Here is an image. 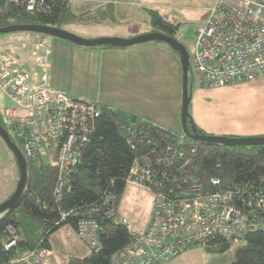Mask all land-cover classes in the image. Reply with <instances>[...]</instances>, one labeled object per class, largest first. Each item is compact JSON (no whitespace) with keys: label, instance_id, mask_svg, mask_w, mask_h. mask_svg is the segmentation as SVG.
<instances>
[{"label":"built area","instance_id":"obj_1","mask_svg":"<svg viewBox=\"0 0 264 264\" xmlns=\"http://www.w3.org/2000/svg\"><path fill=\"white\" fill-rule=\"evenodd\" d=\"M4 1L6 6L25 7L29 14L46 6V0ZM50 54L40 34L0 43V92L16 107L5 108L1 118L20 140L26 161L34 164L46 157L57 163L53 195L59 201L70 189L80 147L89 141L101 108L100 103L72 98L50 85ZM191 64L197 85L204 88L263 78L264 1L216 0L195 34ZM173 137L176 143H154L128 170L127 183L150 192L153 207L144 228L123 221L129 241L111 256L113 264H167L190 248L205 249L219 240L238 243L245 234L264 229V190L252 194L219 177H210L207 184L189 179L186 168L196 149L184 142L183 133ZM168 178L178 184L170 188ZM104 203L109 218L115 195H105ZM81 220L75 227L77 238L99 251V222L91 217ZM14 245V238L4 244L0 264H49L52 252L46 249L5 254Z\"/></svg>","mask_w":264,"mask_h":264},{"label":"trees","instance_id":"obj_2","mask_svg":"<svg viewBox=\"0 0 264 264\" xmlns=\"http://www.w3.org/2000/svg\"><path fill=\"white\" fill-rule=\"evenodd\" d=\"M149 16L154 29L174 37L178 23L169 21L156 11L150 10ZM115 20L112 5L74 13L68 0H46L44 11L29 14L23 6H6L5 1L0 0V28L11 25L64 28L72 24H108ZM102 47L121 48L112 45ZM99 105L101 113L95 119L89 141L80 147V161L69 177L70 189L59 201L53 195L59 178L55 164L37 165L27 161V183L22 195L10 210L0 215V251L13 238L15 245L5 254H22L38 248L47 250L48 237L52 232L64 224L75 229L77 222L86 217L95 218L102 228L100 249L84 258L70 257L68 264H111V256L128 243L126 227L117 215L118 202L127 185L128 170L135 158L150 152L154 143L164 145L177 141L174 133L157 127L149 120ZM0 124L22 150L20 140L10 133L12 127L1 116ZM184 142L196 149L193 162L186 168L189 179L207 184L210 177H219L252 194L264 190V145L245 147L197 143L188 137ZM17 173L19 176L18 170ZM167 183L170 188L178 184L174 178H168ZM109 193L115 195V203L114 215L107 218L104 197ZM9 229L14 231L13 235ZM229 247L230 244L219 240L204 250L222 253ZM231 264H264V230L249 232L242 238V244L236 245Z\"/></svg>","mask_w":264,"mask_h":264},{"label":"crops","instance_id":"obj_3","mask_svg":"<svg viewBox=\"0 0 264 264\" xmlns=\"http://www.w3.org/2000/svg\"><path fill=\"white\" fill-rule=\"evenodd\" d=\"M68 1L74 13L90 11L102 5L113 6L116 20L112 23L66 26L71 29L68 31L91 40L102 37L131 38L149 32H163L151 26L150 10L177 23L180 12L193 8L198 7L208 14L216 0ZM30 36L32 35L29 33H23L19 37L10 36L0 43L21 41ZM45 42L51 50L49 80L54 89L61 90L72 98L94 101L149 120L168 132L183 133L181 61L180 56L166 43L153 41L107 48L81 46L55 37L45 38ZM258 80L250 84L253 85L260 81ZM244 84L236 85L241 88L236 94L249 90L246 87L251 85ZM230 87L235 86L203 89L192 97L191 111L188 114L195 128L212 136H263V114L251 116L237 113L238 119H230L228 111L233 107L228 105L237 101L231 95L232 90L236 89H229ZM205 96L212 97V102L200 105L198 97L204 101Z\"/></svg>","mask_w":264,"mask_h":264},{"label":"rangeland","instance_id":"obj_4","mask_svg":"<svg viewBox=\"0 0 264 264\" xmlns=\"http://www.w3.org/2000/svg\"><path fill=\"white\" fill-rule=\"evenodd\" d=\"M178 16L177 23L179 24V27L174 35V38L183 45L189 55L187 91L189 98L188 111L190 112L192 97L195 95L197 96V92L200 90H211L210 88H204L197 85L191 64V54L193 50L195 34L197 30L204 25L208 14L203 9L197 7L180 12ZM68 32L73 33L71 31ZM29 34L32 35L34 33ZM73 34L80 37L76 33ZM21 35H23V32L0 34V42L6 40L7 37H19ZM41 36L47 39L52 38V36L48 35ZM80 38L85 39L83 37ZM259 80V82H256L253 85L250 83L244 84L251 86L246 87L249 90H245L239 95L236 93L241 90L240 87L235 86L229 88L236 89L232 90L231 95L235 96L236 98L234 99L237 100L234 101L235 103L229 105L227 103L223 105V107H226L227 105L230 108L233 107L232 110L228 111V116L230 119L234 118L232 119L233 121H235L236 118L238 119L239 115H236L237 113H244L251 116L261 114L264 115V78ZM211 100L212 97L208 96H205L204 101L206 102H204L201 97H198L197 99L200 105L210 104L212 102ZM5 108L11 109L16 107L3 93L0 92V116H3V111ZM221 115H223V113ZM263 120L264 119H262V121ZM10 133L12 136H14L11 129ZM43 161L48 162L50 160L44 157ZM17 170L18 168L15 161L13 160L11 152L0 139V204L10 197L11 193H13L15 190L18 180ZM117 210L119 220L124 219L128 224L135 228H144L151 217L152 195L150 192L145 191L144 189L127 185L120 196ZM48 243L49 248L47 250L52 252L49 264H68V259L70 257L84 258L91 253L88 246L77 238L75 229H73L69 224H64L56 231L52 232L48 237ZM240 244H242V242L231 244L230 247L224 250L222 253H212L201 248L191 249L171 260L167 264H231L234 260V250L236 245Z\"/></svg>","mask_w":264,"mask_h":264},{"label":"water","instance_id":"obj_5","mask_svg":"<svg viewBox=\"0 0 264 264\" xmlns=\"http://www.w3.org/2000/svg\"><path fill=\"white\" fill-rule=\"evenodd\" d=\"M14 32L37 33L41 35H48L55 38L71 41L75 44L95 47V46H119L128 47L136 44L146 42H164L169 45L173 50L179 53L181 67H182V106H181V125L183 134L196 142H205L212 144H222L228 146H262L264 145V135L254 137H232V136H212L202 135L197 132L188 114V91H187V72L189 67V55L182 44L172 36L163 32H149L131 38L119 37H102L98 39L85 40L73 33L68 32L63 28H57L47 25H11L8 27L0 28V34H10ZM188 121L190 123H188ZM0 139L9 149L13 155L19 176L16 183L15 190L5 201L0 204V214L10 210L20 199L22 192L27 183V162L21 150L12 141L9 133L0 124Z\"/></svg>","mask_w":264,"mask_h":264},{"label":"bare ground","instance_id":"obj_6","mask_svg":"<svg viewBox=\"0 0 264 264\" xmlns=\"http://www.w3.org/2000/svg\"><path fill=\"white\" fill-rule=\"evenodd\" d=\"M34 34H37V33H34ZM40 35H41V34H40ZM100 113H101V112H100ZM195 142H196V141H195ZM197 143H200V142H197ZM204 143H205V142H204ZM21 152H22V151H21ZM25 160H26V159H25ZM41 163H52V164H55V166H56L57 169H58V165H57V163H56L55 161H51V160H50V161H48V162H44L43 160H41L40 162L37 163V165H39V164H41ZM127 185H132V184L127 183ZM127 185H126V186H127ZM132 186H133V185H132ZM17 202H18V201H17ZM152 207H153V196H152ZM7 211H8V210H7ZM5 212H6V211H5ZM5 212H4V213H5ZM2 214H3V213H2ZM2 214H0V215H2ZM113 215H114V213H113ZM113 215H112V216H113ZM112 216H111V217H112ZM81 221H82V220H80L78 223H80ZM123 221H125V220L122 219V220H121V223H122L123 225H125V227H126V224H128V223L125 221V223H126V224H125V223H123ZM128 225H130V224H128ZM261 230H264V229H261ZM126 231H127V228H126ZM259 231H260V230H259ZM245 235H246V234H245ZM99 240H100V239H99ZM222 241H223V240H222ZM225 242H226V241H225ZM240 242H242V240H241ZM240 242H238V243H240ZM227 243H228V242H227ZM85 244H86V243H85ZM228 244L231 245V244H237V243H228ZM86 245H87V244H86ZM87 246H88V245H87ZM88 248L90 249L89 246H88ZM208 248H209V247H208ZM38 249H43V248H38ZM191 249H195V248H190V249L186 250V252L189 251V250H191ZM205 249H207V248H205ZM90 251H91V252H94V251H92L91 249H90ZM97 252H98V251H97ZM26 253H27V252H26ZM184 253H185V252H184ZM181 255H182V254H181ZM179 256H180V255H179ZM110 260H111V264H113L112 259H110Z\"/></svg>","mask_w":264,"mask_h":264}]
</instances>
